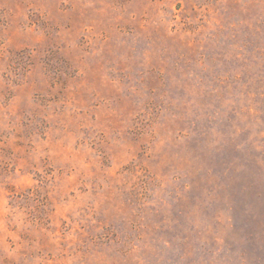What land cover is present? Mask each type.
Returning <instances> with one entry per match:
<instances>
[{"label":"rangeland","instance_id":"obj_1","mask_svg":"<svg viewBox=\"0 0 264 264\" xmlns=\"http://www.w3.org/2000/svg\"><path fill=\"white\" fill-rule=\"evenodd\" d=\"M0 264H264V0H0Z\"/></svg>","mask_w":264,"mask_h":264}]
</instances>
